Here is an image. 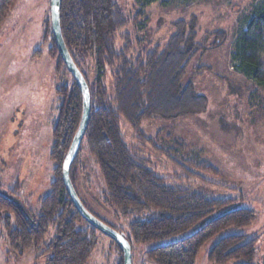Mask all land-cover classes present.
<instances>
[{
    "label": "rangeland",
    "instance_id": "374dc122",
    "mask_svg": "<svg viewBox=\"0 0 264 264\" xmlns=\"http://www.w3.org/2000/svg\"><path fill=\"white\" fill-rule=\"evenodd\" d=\"M259 1L153 0L144 7L136 0L118 2L134 18L118 33V46L124 44V32L130 34L133 44L138 42V51L163 48L180 30L185 39L192 36L194 47L183 81L189 82L201 97L203 109L183 112L168 121L156 117L144 120L141 129L155 146L171 150L184 162L206 161L215 172L196 171L188 165L191 163H184L194 173L191 174L173 164L151 143L137 139L122 122L125 138L139 144L155 170L170 182L183 181L206 196L231 200L183 233L133 244L132 264H152L145 257L146 250L180 240L226 210L238 208L252 209L253 222L211 237L199 250L195 264H214L208 260V250L219 238L230 234L257 238L253 263L264 264V85L246 79L232 58L244 18ZM137 9L140 14L135 15ZM48 23L50 0H18L0 29V190H11L31 213L38 210L54 177L55 162L49 154L59 105L56 90L71 80L70 73L56 72V60L48 54L50 42L44 39ZM80 66L91 79L89 58L81 59ZM71 167L70 178L86 208L127 233L131 218L117 217L104 203V183L84 143ZM89 225L83 221L79 227ZM52 236L51 228L37 247L20 255L9 246L0 221V264H45V251ZM95 236L97 242L87 264H122L117 243L98 230ZM242 263L238 260L226 264Z\"/></svg>",
    "mask_w": 264,
    "mask_h": 264
},
{
    "label": "trees",
    "instance_id": "16d2710c",
    "mask_svg": "<svg viewBox=\"0 0 264 264\" xmlns=\"http://www.w3.org/2000/svg\"><path fill=\"white\" fill-rule=\"evenodd\" d=\"M17 1L0 0V29ZM123 1L126 0H62L60 26L91 96L89 122L82 143L102 177L104 203L117 217L131 218L127 233L118 231L127 238L132 250L133 244L155 242L194 228L231 200L206 196L181 179L177 180L181 183L170 182L155 170L139 144L125 138L122 122L134 131L137 139L151 143L173 164L194 174L184 164L192 161L184 162L171 150L155 146L144 135L141 124L155 117L168 121L186 111L197 112L203 106L192 85L183 81L194 47L192 36L185 39L180 30L163 48L155 46L138 51L135 47L138 42L133 44L130 34L124 32V44L118 46V33L134 19L118 3ZM136 1L144 7L153 0ZM138 14L140 9L135 15ZM44 36L50 42L48 54L56 60V72L69 73L59 55L50 23ZM83 58H89L92 64L91 79L81 69ZM232 58L246 79L264 85V0L253 4L245 16L234 41ZM56 92L59 105L49 154L55 166L49 192L39 201L36 213L22 206L11 190L0 192V221L9 246L20 255L37 247L52 228L45 264H87L97 242L96 229L91 225L79 227L85 220L71 202L62 179V162L80 121L82 97L72 76L70 83L61 84ZM188 165L196 171L215 172L206 161ZM254 217L252 209L226 210L188 236L146 250L145 257L152 264H195L199 250L211 237L228 228L247 227ZM255 240L246 239L244 234L223 236L208 250V260L214 264L238 260L242 264H254Z\"/></svg>",
    "mask_w": 264,
    "mask_h": 264
},
{
    "label": "water",
    "instance_id": "95a60500",
    "mask_svg": "<svg viewBox=\"0 0 264 264\" xmlns=\"http://www.w3.org/2000/svg\"><path fill=\"white\" fill-rule=\"evenodd\" d=\"M61 2L62 0H50V24L52 34L58 48L59 55L62 58L67 70L74 79L82 97V112L80 121L62 162L63 183L71 202L82 218L96 230L106 234L117 243L122 251L123 264H132V250L127 238L123 235V233L97 218L85 207L78 196L70 178V167L79 152L84 133L88 126L91 111V96L87 81L80 69L75 64L62 36L60 26ZM0 192L5 194V192L2 190H0Z\"/></svg>",
    "mask_w": 264,
    "mask_h": 264
},
{
    "label": "crops",
    "instance_id": "0c3cea01",
    "mask_svg": "<svg viewBox=\"0 0 264 264\" xmlns=\"http://www.w3.org/2000/svg\"><path fill=\"white\" fill-rule=\"evenodd\" d=\"M253 238H255V237H253ZM257 239V238H256Z\"/></svg>",
    "mask_w": 264,
    "mask_h": 264
}]
</instances>
